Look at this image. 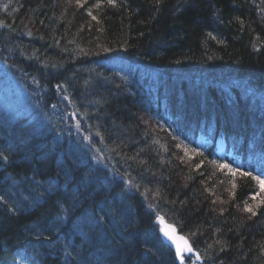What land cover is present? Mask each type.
Here are the masks:
<instances>
[{
    "label": "trees",
    "instance_id": "1",
    "mask_svg": "<svg viewBox=\"0 0 264 264\" xmlns=\"http://www.w3.org/2000/svg\"><path fill=\"white\" fill-rule=\"evenodd\" d=\"M237 73L264 83V0H0V86L38 105L0 87V264H177L157 214L199 264H264V119ZM55 89L76 127L40 115ZM73 132L98 149L88 181Z\"/></svg>",
    "mask_w": 264,
    "mask_h": 264
},
{
    "label": "bare ground",
    "instance_id": "2",
    "mask_svg": "<svg viewBox=\"0 0 264 264\" xmlns=\"http://www.w3.org/2000/svg\"><path fill=\"white\" fill-rule=\"evenodd\" d=\"M5 7H7V5H5L4 8ZM241 77L242 76L237 73L236 74V78H233V83L236 84L235 86H232L233 89L235 91H237V93L239 95H243L242 93L250 94V96H251L250 104H251L252 109H255V111L257 112V114L258 115H261V116H259V118L264 119V86H263L264 83H255L253 80H251L249 78V76H246V81L245 82L246 83H247V81H248V83L251 82L250 84L253 87H252V89H249L246 92H244L243 90L245 89V86L242 85L244 82L241 83V81H240V79H242ZM4 81L5 80H3L2 83ZM16 82L19 85L18 88H20V84H21L20 79H18V80L16 79ZM253 83L256 86H254ZM50 92H51L50 93V96H56L59 99L55 98L54 100H51V99L45 100L46 110H50V108L53 107V106L54 107L57 106L58 108H60L62 110L63 109H66L67 106L65 105L64 102H62L63 100L61 98L65 94L63 92L57 90V89L51 90ZM63 123H64V126H67L69 124H73L74 127H76L79 122L76 121L73 118H68L67 120L63 121ZM225 137H228V132L225 134ZM254 139H256V138H254ZM253 140H250V139L248 140L247 139L246 142H249V143H251L250 145H252L253 147H256V144L255 143H252ZM249 149L252 150L253 148L252 147H249ZM243 154H248L247 153V150H246V147H243ZM87 191H88V189L86 187V188H84L83 193H87ZM107 217H109L110 219L112 218L110 214ZM102 221L108 222L109 220L107 218H103ZM72 234H74V233L73 232L72 233H69V230H67L65 227H62L61 226V228L54 227L53 229H51L50 232L47 234V237L49 239H51L55 244H57V241H55L54 239H57L59 241H61V240L66 241L68 243H72L74 241V243H76V245L78 247L85 248L87 250L89 248H97L98 245H95V243H97V240L96 239H93L91 242H85V240H80V239L75 240L73 237H71ZM177 234H179L180 236H183L189 242V244L193 247V249L195 251H197V249L195 248V246H193L192 239L190 238V236L186 235L185 232H183L179 228L177 230ZM150 238L154 241V238L153 237L150 236ZM156 249H157V253L155 255L158 258L156 264H163L164 258L161 255L160 248L158 247ZM172 256L175 258L177 264H184V261H182L180 259V257H177L176 256L175 251L172 252Z\"/></svg>",
    "mask_w": 264,
    "mask_h": 264
},
{
    "label": "rangeland",
    "instance_id": "3",
    "mask_svg": "<svg viewBox=\"0 0 264 264\" xmlns=\"http://www.w3.org/2000/svg\"><path fill=\"white\" fill-rule=\"evenodd\" d=\"M18 83L16 82V78L15 76H7L5 81L2 83V85L0 86L3 90L6 91V93H9L11 96L13 95L17 100L19 99H23V101H25V103H27V105L29 106V108L37 109L38 105L31 104V100L28 97V94L25 93V88H23V86L20 84V88H18ZM25 89V90H24ZM47 112L50 117L52 119H54L56 122L52 127V131L55 132H61L64 128V123L63 121L65 120L66 115H68L67 112H63L62 109L58 108L57 106H53L50 108V110H46V107L42 109V111L40 112V115L45 116ZM53 114V115H52ZM60 120V121H59ZM72 127L74 126L73 124L71 125ZM69 128L70 132L73 130V128ZM51 132V130H50ZM54 138V135L52 136ZM58 137V138H57ZM56 137V141H58L59 143H61V141L65 138L59 137L57 135ZM70 139V140H69ZM64 144L67 147V154L71 155L72 158H78V163L79 164H73L72 165V169L73 170H79V168L83 169V181H88V177L90 176V174L93 172V170H96V168L98 169H102L100 167V164H98L96 162V153L98 152V149H94L92 142H91V138L84 136L83 138L81 137L80 134H77L75 132H73V135L68 137L67 140H64ZM91 158V159H89ZM74 166H77V168H75ZM64 170H67V167H61ZM111 174H114L113 172H111ZM110 178L106 179V185H108V180ZM102 182H104L103 177H101ZM85 183V182H84ZM111 188V186H110ZM184 264H198L197 262H192L191 259L190 260H185Z\"/></svg>",
    "mask_w": 264,
    "mask_h": 264
},
{
    "label": "water",
    "instance_id": "4",
    "mask_svg": "<svg viewBox=\"0 0 264 264\" xmlns=\"http://www.w3.org/2000/svg\"><path fill=\"white\" fill-rule=\"evenodd\" d=\"M157 220L161 227L160 236L169 243L177 257H180L182 261L181 255L192 254L197 257L196 251L183 236L177 234V229L173 224L166 221L161 215L158 216Z\"/></svg>",
    "mask_w": 264,
    "mask_h": 264
},
{
    "label": "snow or ice",
    "instance_id": "5",
    "mask_svg": "<svg viewBox=\"0 0 264 264\" xmlns=\"http://www.w3.org/2000/svg\"><path fill=\"white\" fill-rule=\"evenodd\" d=\"M108 2L113 3L114 0H108ZM222 167L228 168L229 166L228 165H222ZM232 171L235 174V171H238V170H232ZM242 175L250 176L251 174L250 173H242ZM253 179L257 180V182L262 186V190H264V180H262L260 177H253ZM249 211H251V209H249Z\"/></svg>",
    "mask_w": 264,
    "mask_h": 264
}]
</instances>
